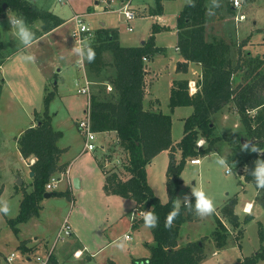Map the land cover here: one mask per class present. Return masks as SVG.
<instances>
[{
    "label": "rangeland",
    "instance_id": "obj_1",
    "mask_svg": "<svg viewBox=\"0 0 264 264\" xmlns=\"http://www.w3.org/2000/svg\"><path fill=\"white\" fill-rule=\"evenodd\" d=\"M157 1L160 4L158 13L154 12L158 7ZM226 1L218 0V6L214 4V0L206 1L207 40L215 37L231 44L230 57L233 65L237 61L247 65L248 58L243 56L245 53L251 59L258 57L264 60V0H242V5L236 8L234 16L227 13ZM31 2L64 20L79 14L92 32L103 24L104 27L116 31L122 46H138L153 33L155 45L164 50L145 60L144 68L147 70L145 88L147 86L149 88L153 81L152 89L159 103L156 99L154 101L151 98V101L159 105L163 113L171 115L172 140L174 143L180 140L183 119L190 114L191 107L177 106L170 111L168 106L170 82L172 79L187 76L196 80L201 72V67L198 73L191 72L189 66L185 72L176 70L180 61L175 48L176 19L179 10L190 0H31ZM123 2H127L136 12V17L129 22L125 20L122 11L118 10ZM105 5H108V11L102 10V6ZM5 10L6 13L0 17V40L5 53L17 52L5 60L0 68V200L10 201L12 207L10 214L0 213V264H42L41 260H46L47 252L65 220L69 223L73 236H66L55 242L53 254L59 258L60 264H144L143 258L150 256V246L153 244L151 229L144 222L132 226L129 217L132 212L133 220L134 215L142 217L143 214L134 210L133 200L108 194L102 186V169H112L115 160L123 156L116 134L95 132L96 138L93 143L96 148L80 153L84 135L76 123L85 117L87 96L77 92V88L80 87L78 84L82 85L83 82V66L79 64L80 57L72 50L76 45L71 36L75 21H66L59 31L34 40L25 48L11 31L9 17L16 16L15 12L7 7ZM240 15H243V18H240ZM238 22L239 31L233 32L231 26L237 25ZM40 24V20H35L29 25L36 31L40 29ZM153 25L157 27L152 29ZM129 27L131 30H128ZM229 31L232 32L231 36H227ZM66 35L69 39L65 38ZM24 55H31L34 59L25 61L22 59ZM110 56L111 53L106 52L107 60L112 58ZM112 72L113 68L108 66L104 75ZM87 77L90 80L88 75ZM76 78H80L81 83L76 85ZM245 78V73L238 71L234 75L233 85H237ZM93 79L98 81L95 85L91 84L90 90L98 92L101 98H109L111 85L105 84L104 81H107L105 76ZM47 93L51 94L48 110L51 114L52 127L62 132L57 141V145L63 149L61 160L70 162L71 174H68L70 184L68 185L66 176L54 174L57 183L55 190L66 191L67 194L43 196L38 215L16 224L15 231L8 223V219L16 217L24 191L32 190L29 167L17 148L16 137L22 129L35 121V112L44 111V96ZM254 112L250 111L249 114ZM212 122L215 128L214 135L222 139L217 141L211 152L199 156L201 161L199 164L186 161L181 173L182 183L174 201L176 202L177 198L183 199L186 194L192 197L193 187H203L214 199L215 211L206 217H200L194 211L192 219L186 220L179 227L177 241L180 246L188 241L202 242L203 257L198 264H237L239 260L264 247V239L261 240L259 235L261 226L264 230V209L256 202L255 196L258 193L256 187L242 178L244 169L242 161L253 151L242 150V143L236 142L238 137L247 141L252 139L247 136L232 102L214 113ZM218 156L227 159L226 166L216 164ZM173 159L175 161L180 159L178 148L173 150ZM169 161V151L163 150L146 165L147 181L161 202L168 200L166 169ZM121 164L122 161L117 169L122 170ZM226 168L232 171L226 173ZM75 178L82 180L78 187L74 186ZM181 190L185 191L180 193ZM231 197L236 198L234 212L241 222V225L236 227L220 212L227 198ZM246 202H251L250 212L255 217L244 223L242 221L245 214L242 212V206ZM218 219L225 225L228 233L226 243L221 248L216 247L212 236ZM120 243L122 247L118 246ZM84 245L86 248H83ZM69 248L71 252H68ZM75 248L81 249L80 255L76 258L72 256ZM11 253L15 256L9 262L7 258ZM256 264H264V258Z\"/></svg>",
    "mask_w": 264,
    "mask_h": 264
},
{
    "label": "trees",
    "instance_id": "obj_2",
    "mask_svg": "<svg viewBox=\"0 0 264 264\" xmlns=\"http://www.w3.org/2000/svg\"><path fill=\"white\" fill-rule=\"evenodd\" d=\"M207 0H190L179 11L176 19L177 48L183 60L179 61L176 70L187 71L188 62L197 63L201 72L196 80L197 89L190 93L188 79H173L170 86L168 106L172 111L177 106H190L189 115L183 119V133L180 140L173 142L171 137V115L162 111H151L143 108L145 94V59H151L163 48L154 43L152 33L138 46H122L117 33L110 28L99 27L88 44L95 51L92 62L85 60V69L89 78L104 77L111 85L110 97L101 98L99 93H90L89 119L95 132L113 131L118 144L123 151L122 170L103 169V189L108 194H116L135 202V209L143 215L152 211L158 216V225L151 228L153 244L150 246V256L143 258L144 264H198L203 257L201 241L178 245L179 227L186 220H191L194 210L182 206L171 227H166V220L175 204V195L182 183L181 173L186 161L190 158L206 155L211 152L217 141L222 137L214 135L212 115L232 102L239 115L246 134L264 150V60L258 57L248 58L247 65L237 61L234 65L230 57L231 44L223 39L207 40L205 23L207 20ZM230 15L234 14L231 2L226 1ZM6 4L17 15H22L31 24L40 20V29L36 37L61 25L64 20L46 9H41L31 0H0V17L6 10ZM159 1L157 9L159 12ZM157 25H153L155 29ZM240 49V45H239ZM239 51V50H238ZM110 52L112 62H107L104 53ZM11 55L4 52L0 40V66ZM111 66L113 72L104 75L106 68ZM243 71L246 78L233 85L234 75ZM102 80V79H101ZM98 87L97 90H99ZM51 94L44 96L45 108L42 113L35 112L36 124L25 128L16 138L17 148L24 159L34 158L30 164L33 171L32 190L23 193L19 203V211L8 223L16 231V224L25 222L39 213L40 201L46 191L45 185L56 172L63 168L59 157L63 149L57 145L62 136L60 130H55L51 124V114L48 103ZM255 111L254 114H249ZM226 137V136H225ZM204 140L202 147H197V141ZM240 137L236 142H240ZM178 148L180 159H173V150ZM169 151L170 161L166 169V190L168 200L161 202L147 181L146 165L159 152ZM257 159H264V152H252L243 161L242 176L244 181L251 182L256 187V202L264 208V189L257 188L249 170L254 167ZM67 194L66 191H52V195ZM194 203V196L191 197ZM236 198H227L222 205L221 215L233 226L241 225L234 212ZM253 216L247 213L242 222H249ZM144 222L143 216L134 218L132 226ZM259 225L260 222H259ZM260 239H264V230H259ZM215 245L221 248L227 240L225 225L218 219L212 232ZM264 258V247L252 255L239 260L237 264H256ZM57 264L52 254L48 262ZM114 264V263H110Z\"/></svg>",
    "mask_w": 264,
    "mask_h": 264
},
{
    "label": "clouds",
    "instance_id": "obj_3",
    "mask_svg": "<svg viewBox=\"0 0 264 264\" xmlns=\"http://www.w3.org/2000/svg\"><path fill=\"white\" fill-rule=\"evenodd\" d=\"M214 4L218 6L216 0ZM10 18L11 31L15 38L25 47H29L36 38V31L29 25L22 15L12 16ZM73 53L81 59L92 62L95 59V51L88 44L87 41L81 40L73 47ZM22 59L25 61H32L34 59L31 55H24ZM242 150H251L254 152H264L261 147L256 144H250L245 142L241 145ZM216 164L221 167L227 165L228 161L223 156H218L215 160ZM249 174L254 178L257 188L264 189V159H257L254 162V167L249 170ZM191 196H194L193 200L189 195H185L183 199L177 198L173 210L169 214L166 220V227H171L173 219L180 214L181 207H187L189 210H194L200 217H206L211 215L215 211L214 199L204 190L203 187H193ZM12 207L10 201L0 200V213L10 214ZM158 216L152 211H145L143 215L144 223L149 228H155L158 225ZM127 239V237H125ZM122 247V243L118 244Z\"/></svg>",
    "mask_w": 264,
    "mask_h": 264
},
{
    "label": "built area",
    "instance_id": "obj_4",
    "mask_svg": "<svg viewBox=\"0 0 264 264\" xmlns=\"http://www.w3.org/2000/svg\"><path fill=\"white\" fill-rule=\"evenodd\" d=\"M231 4L236 10V8L241 7L242 0H231ZM129 6L130 5L127 2H123L122 6L118 8V10L122 11L124 18L127 22H129L130 20L136 17V12ZM102 10L108 11L109 10L108 5H105L104 7L102 6ZM241 17L243 18V15H240V18ZM236 18L239 19L237 15H236ZM71 19L75 21V28L72 30V33H71V36L74 39L75 43L77 44L81 40H84L87 42L91 40V38L94 36V32H92V29L89 27V25L86 22H84L82 16L79 14H74L71 17ZM128 30H131V27H129ZM144 60L146 59L144 58ZM88 84L89 82L86 81L85 85L80 86L77 89L78 93H83V94H86L87 96V108H86L85 117L83 119H80L77 122V127L79 128L80 132L84 135L83 151H92L96 148V145L93 143L94 139L96 138L95 131H93L91 128V122H90L89 114H88L89 113L88 108H89V103H90V88ZM188 88H189L190 93L194 92L197 89V84H196L195 79H190V80L188 79ZM203 143L204 141L202 139H199L197 141L196 146L202 147L204 145ZM189 161L192 164H199L200 159L199 157H194V158H190ZM231 171L232 170L230 168H226V173H230ZM56 187H57V183H56V178L54 177L50 178V180L45 185L46 191H53L56 189ZM71 231H72L71 227L69 223L67 222V220L63 221L59 231L56 234L55 242L58 239H63L64 237L69 236L71 234ZM55 242L51 245L50 249L48 250L46 260L45 261L41 260L42 264L48 263V259L50 255L52 254ZM75 254L80 255V253H77V252H75ZM14 256H15L14 253H11L10 256L7 258L8 261L9 262L12 261Z\"/></svg>",
    "mask_w": 264,
    "mask_h": 264
},
{
    "label": "crops",
    "instance_id": "obj_5",
    "mask_svg": "<svg viewBox=\"0 0 264 264\" xmlns=\"http://www.w3.org/2000/svg\"><path fill=\"white\" fill-rule=\"evenodd\" d=\"M218 1V0H217ZM217 1H216V3H217ZM231 8H232V10L234 9V7L233 6H231ZM182 9V8H181ZM180 9V10H181ZM179 10V11H180ZM234 14L233 15H231V16H234L235 15V13H236V10L234 9ZM179 13V12H178ZM178 15V14H177ZM217 18H218V16H217ZM64 20V19H63ZM70 20H72L71 19V17L69 18V19H67V20H64V22L61 24V25H59V26H57V27H55V28H53L52 30H50V31H48V32H46V33H42L41 35H39L38 37H36L34 40H37V39H39V38H42V37H45V36H47V35H51V34H54L56 31H59V29L64 25V23L66 22V21H70ZM242 21V20H241ZM234 23V22H233ZM240 22H238V24L236 25V24H234V26H231V28H232V30H234L233 32H237L238 33V31H239V27H240V24H239ZM237 26H238V28H237ZM99 27H104V25L103 24H101V26H99ZM236 27V28H235ZM104 28H106V27H104ZM236 30V31H235ZM175 33H176V42H175V48H176V50L178 51V48H177V45H176V43H177V27H176V29H175ZM231 34H232V32H228L227 33V36H231ZM249 35V34H248ZM71 37V36H70ZM66 39H69L68 38V35H66V37H65ZM24 47V46H23ZM15 52H17V51H15ZM14 52V53H15ZM13 53V54H14ZM13 54H11V55H9L8 57H7V59H10L11 58V56L13 55ZM178 54H179V51H178ZM105 55H106V52L104 53V58H105ZM179 56H180V61L181 60H183V58L181 57V55L179 54ZM111 57V56H110ZM6 59V60H7ZM106 59V58H105ZM107 60V59H106ZM5 62V61H4ZM107 62H112V58L109 60H107ZM79 64L81 65V66H83V74H82V79H83V82H82V85L81 84H78V86H83V85H85V82L86 81H88L89 82V84H88V86H89V88L91 89V84H96V82L95 81H93V80H88V77H87V75L89 76V74L87 73V71H86V69H85V60H82L81 58L79 59ZM188 66H189V68H191V72L193 71V72H198L199 73V69H200V65L199 64H197V63H193V62H188ZM191 66V67H190ZM17 67V66H16ZM0 68H2V65L0 66ZM14 69V68H13ZM15 69H18V68H15ZM150 69V68H149ZM145 72H147V70L145 69ZM153 75V77L155 76V74H152ZM184 78H187V79H191V78H189V76H187V77H184ZM197 78H198V76H197ZM179 79V78H178ZM173 80V79H172ZM171 80V81H172ZM197 80V79H196ZM105 82V84H107L108 83V81H104ZM152 82L153 81H151V84H150V86H149V88H145V94H144V97H143V108L144 109H147V110H151V111H161V109H160V107H159V105H156L155 104V102H152L151 101V98L152 99H154V101H155V99H156V101H158V103H159V99H158V97H157V95H156V93H155V91L152 89L153 88V84H152ZM77 83H81V79L80 78H76L75 79V84L77 85ZM170 84H171V82H170ZM108 85H109V83H108ZM171 86V85H170ZM78 89V88H77ZM110 90H111V86H110ZM90 93H91V90H90ZM81 94V93H80ZM169 94H170V89H169ZM84 95V94H83ZM169 96V95H168ZM168 99H169V97H168ZM191 110H192V108H191ZM163 112V111H162ZM85 113H86V111H85ZM52 121V120H51ZM34 124H36V122L34 121L33 123H31L30 125H28V127L29 126H31V125H34ZM76 125H77V123H76ZM27 128V127H26ZM25 129V128H24ZM24 129H22L19 133H18V135L24 130ZM106 132H113V131H106ZM114 133V132H113ZM17 135V136H18ZM17 138V137H16ZM103 150V149H102ZM81 152H84L83 151V146H82V150L80 151V153ZM122 152V151H121ZM122 154V153H121ZM124 155V154H123ZM112 157V156H111ZM123 157V156H122ZM122 157L121 158H119V159H117V160H115V162L113 163L112 161V163H113V166L114 165H117L116 166V168H114L113 166H111V168H114L115 170L117 169V168H119L120 166V161H122L121 159H122ZM110 159H112V158H109V160ZM26 160V162H27V164H28V169H29V172L31 171L30 170V164H32L33 162H34V158H27V159H25ZM201 162V161H200ZM199 162V163H200ZM70 162H68V161H62L61 160V155H60V157H59V164H62L63 165V168L61 169V171L60 172H56L55 174H60V175H64V176H66V179H67V183H68V185L70 184V178L68 177V174H71V169H70V164H69ZM104 167V166H103ZM106 169H108V168H106ZM105 169V170H106ZM103 170V169H102ZM63 171V172H62ZM225 172H226V170H225ZM54 176V175H53ZM104 172H103V185H104ZM30 178H31V180H32V177L30 176ZM241 178V177H240ZM242 178H243V176H242ZM76 179V178H75ZM78 179V182H79V185L78 186H80V184H81V182H82V180H80L79 178H77ZM181 179H182V177H181ZM244 180V179H243ZM246 182V181H245ZM22 183V182H21ZM149 183V182H148ZM102 185V186H103ZM150 185V184H149ZM151 186V185H150ZM152 188V187H151ZM49 192H52V191H49ZM256 193H257V190H256ZM111 195H116V194H111ZM117 196H119V195H117ZM127 199H129V198H127ZM132 200V199H131ZM134 202V201H133ZM259 205V204H258ZM135 202H134V210H135ZM261 208H263L262 206H260ZM251 208V202H246L243 206H242V212L246 215L247 213H249V214H251L252 215V212H250V210L252 209H250ZM264 209V208H263ZM249 211V212H248ZM133 213V212H132ZM132 213L130 214V219H131V224L133 223V217H132ZM253 216V218L251 219V220H253L254 219V215H252ZM134 218H139V216L137 217V216H135L134 215ZM250 220V221H251ZM63 223V222H62ZM62 225V224H61ZM137 225H139V223L137 224ZM136 225V226H137ZM61 227V226H60ZM60 227H59V229H60ZM59 229H58V231H59ZM151 229V228H150ZM57 231V232H58ZM69 236H73V231H71V234L69 235ZM126 240H128V239H126ZM54 242H55V240H54ZM53 242V243H54ZM190 242H192V241H188V242H186V244H189ZM57 243V242H56ZM55 243V244H56ZM55 244H54V246H55ZM178 245H179V243H178ZM180 246V245H179ZM182 246V245H181ZM83 248H86V246L84 245V247ZM53 251H54V249H53ZM53 251H52V256L54 257V259L57 261V264H60L59 262V258H57L54 254H53ZM68 252H71V249L69 248V250H68ZM75 252H77V253H80L81 252V249H78V248H75L73 251H72V256L73 257H77L78 255L77 254H75ZM214 253V252H213ZM83 255V254H82ZM81 255V256H82ZM80 256V257H81ZM87 258L89 257L88 255L86 256ZM7 261H8V259H7ZM47 264H54L53 263V261L51 260V262H48Z\"/></svg>",
    "mask_w": 264,
    "mask_h": 264
},
{
    "label": "water",
    "instance_id": "obj_6",
    "mask_svg": "<svg viewBox=\"0 0 264 264\" xmlns=\"http://www.w3.org/2000/svg\"><path fill=\"white\" fill-rule=\"evenodd\" d=\"M3 7H4V9H5V7H6V4H4L3 5ZM240 142L242 143V144H244L245 142H249L250 144H252V141L251 140H249V141H247L245 138H241L240 139ZM30 176L32 177L33 176V171H30ZM19 183L21 184V180H19ZM78 185H79V182H78V179L76 178L75 180H74V186L75 187H78ZM185 190H181L180 191V193H183ZM52 195V192H49V191H47V192H45L44 193V197H49V196H51Z\"/></svg>",
    "mask_w": 264,
    "mask_h": 264
}]
</instances>
